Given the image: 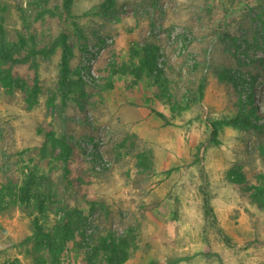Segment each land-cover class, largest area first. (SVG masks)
Returning <instances> with one entry per match:
<instances>
[{"label": "rangeland", "instance_id": "374dc122", "mask_svg": "<svg viewBox=\"0 0 264 264\" xmlns=\"http://www.w3.org/2000/svg\"><path fill=\"white\" fill-rule=\"evenodd\" d=\"M67 1L0 0V264H56L39 232L68 214L61 264H110L111 237L124 264H264V119H238L250 93L264 117V0Z\"/></svg>", "mask_w": 264, "mask_h": 264}, {"label": "trees", "instance_id": "16d2710c", "mask_svg": "<svg viewBox=\"0 0 264 264\" xmlns=\"http://www.w3.org/2000/svg\"><path fill=\"white\" fill-rule=\"evenodd\" d=\"M67 3L70 5L71 0L67 1ZM67 48V46L65 47ZM10 58V56H9ZM68 61L69 57L67 53L64 55L62 64H61V73H60V89L62 91V105L61 109L64 110L67 107V99L68 95L70 93V81H69V67H68ZM153 68H156V66H153ZM159 69V68H158ZM78 74V80L76 81L77 84L84 83L82 80V76L80 72H77ZM220 75L222 78L233 84L236 88L239 86H242L243 84H250V80H253L254 82L257 80V76L254 77H248L244 73H242L241 69H230V68H224L220 70ZM94 76L90 75V82L94 81ZM34 94H36V89H34ZM248 105H244L242 111L246 113H242V116H240L239 124L245 127H251L254 126V121L259 119H264L262 115H260L257 112V108L252 103L253 95L250 93L248 95ZM248 106V109H247ZM211 127V140L215 141L218 136V130L215 127L213 123H210ZM50 137L53 138L54 135L50 132ZM56 146H59L61 148L62 157L65 161V164L68 162V159L70 158V155L73 151L72 146L68 140L67 137H62L55 141ZM206 204H208L207 196L205 198ZM210 212V215H213V211L211 208L208 209ZM56 226L54 227L56 229V233L54 234H44V232L40 229V235L43 236L48 240V250L50 254H53L57 261L56 264H61L58 260L57 256L59 251H64L65 246L69 242V238L72 233V225L73 221L71 219V215H66L61 221L56 222ZM62 240V247H59L55 243V239L59 238ZM54 239V240H53ZM226 242H229V239L225 237ZM129 246L127 239L120 238L119 240H116L114 237H111L110 240H104L100 247H95L90 249V254L93 256H96L99 254L101 248L103 249V257L106 260V262L110 264H124L130 257L129 252Z\"/></svg>", "mask_w": 264, "mask_h": 264}, {"label": "built area", "instance_id": "2783aa9c", "mask_svg": "<svg viewBox=\"0 0 264 264\" xmlns=\"http://www.w3.org/2000/svg\"><path fill=\"white\" fill-rule=\"evenodd\" d=\"M90 75L94 76V73L90 72L88 69H85L82 73V78L84 80L90 82ZM94 78H96L94 76ZM102 137L98 135L97 137H94L93 140H89L86 143L87 146V155L88 161L91 163L92 168L97 173H103L109 169L110 163L108 162V159L102 154V151L99 148L101 144Z\"/></svg>", "mask_w": 264, "mask_h": 264}, {"label": "crops", "instance_id": "0c3cea01", "mask_svg": "<svg viewBox=\"0 0 264 264\" xmlns=\"http://www.w3.org/2000/svg\"><path fill=\"white\" fill-rule=\"evenodd\" d=\"M127 264H133V263H132V261H128V263H127Z\"/></svg>", "mask_w": 264, "mask_h": 264}]
</instances>
